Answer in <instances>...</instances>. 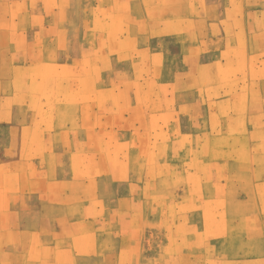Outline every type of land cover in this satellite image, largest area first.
I'll return each instance as SVG.
<instances>
[{"label": "rangeland", "instance_id": "374dc122", "mask_svg": "<svg viewBox=\"0 0 264 264\" xmlns=\"http://www.w3.org/2000/svg\"><path fill=\"white\" fill-rule=\"evenodd\" d=\"M209 4L0 0L5 10L1 19L17 31L12 39L18 51L11 61L0 63V69L11 70L8 78L0 79V97L6 98L0 101V231L8 229V214L20 208L17 199L93 198L101 215L107 212V199L127 196L130 186L129 197L155 196L161 206L160 222L149 221L155 217L150 211L144 233L127 239L132 252L142 248L144 264H264V184L255 185L253 173L242 167L235 176L242 188L206 191L202 185L214 180L215 165H205L198 157L159 156L172 149L171 137L182 131L188 134L180 149L187 142L189 152L200 144L216 149L217 140L218 151L233 138L244 144L249 119L264 111V86L255 84L264 80V53H251L246 45L227 48L219 62L202 67V61L193 60L190 65L221 73L220 94H210V116L220 121L210 124V131L207 123L195 124L190 133L184 119L191 111L171 110L174 85L166 57L178 47L164 44L163 38L179 36L185 29L196 34L195 23L206 16ZM186 13L189 20L184 19ZM9 30L2 23L0 37H10ZM210 49L190 46L185 51L193 50L196 59ZM184 67L185 62L180 69ZM218 99L223 104L220 113L215 108ZM251 102L260 109L252 110ZM15 106L25 108L26 117L17 114L18 119ZM235 114L246 123L227 131L224 120ZM259 134L264 146V131ZM187 182L191 189H185ZM14 224V231L23 226ZM8 240L1 238L0 247ZM71 240L82 250L96 245V239L35 236L30 260L43 264L64 252Z\"/></svg>", "mask_w": 264, "mask_h": 264}, {"label": "crops", "instance_id": "0c3cea01", "mask_svg": "<svg viewBox=\"0 0 264 264\" xmlns=\"http://www.w3.org/2000/svg\"><path fill=\"white\" fill-rule=\"evenodd\" d=\"M27 2L29 3V0ZM184 11L189 12L187 6ZM174 12L176 13V11ZM4 14L5 10L0 8V29H2V23L6 24L10 29L8 31L10 37H5V39L0 37V63L6 59L11 61L12 56L18 54L17 48H13L15 39H12V35H16L17 31L16 33L13 32L14 24L10 21L7 24L4 22L5 19H1ZM184 19H190L188 13L184 15ZM195 25H197V29L194 35L185 29L179 36L178 33L173 36L170 33L169 38H163L164 44L178 47L176 53L172 49L166 57V61L172 64L169 79L174 85L171 92L169 91L175 96L171 110L176 112L191 111L188 118L184 119L187 124H190V133L193 132V129L195 130V124L205 125L207 123L209 124L208 131H210V124L220 121L219 118L212 119L213 117L210 116V111L214 108L210 105L213 104L210 102L212 98L210 94L212 96L214 93L220 94L221 78L219 69L201 68L196 70L190 66L191 63L193 60H200L202 61L201 66L204 67L207 65L205 63L209 61L211 63L219 62L227 48L233 51L242 45L252 47L251 53L257 55L264 53V0H210L206 16L198 19ZM164 30L165 33L162 34H166V29ZM190 46H206L212 47V49L207 54L192 59L193 50L191 52L185 51V48ZM184 62L185 67L180 69ZM175 63L176 65L173 66ZM10 72V69H0V79L8 78ZM255 84L264 86V80L255 82ZM1 100H6V98L0 97ZM217 101L215 108L220 113L223 104L220 106V99ZM160 103L164 105L161 100ZM251 103L252 110L260 109V107L253 106L254 102ZM24 109L18 106L13 107L18 119H21L19 114L26 117V114L22 112ZM263 114L264 111L258 112L255 117L249 119L247 139L243 142L244 144L241 143L246 148L243 153L240 143L234 138L228 140L226 146H220V151H218L219 140L214 145L216 149H204L200 144L198 150L189 152L186 142L185 149L182 150L180 148L186 141L188 134L182 131L180 135L173 134L171 137L172 149L159 153V156L164 159H171L176 155H183L185 158L198 157L202 159L205 165H215L214 180L209 183L205 181L202 185L206 191L219 190L228 193L242 188L235 181V176L242 167V169H248L247 173H253L252 181L255 185H263L264 146L258 140L261 139L263 142L262 135L259 133L264 131V118L258 117L263 116ZM242 122H244L242 125H245L246 121L235 114L224 120V127L227 131L235 132ZM258 135L261 137L259 138ZM196 143L197 141L191 146L197 147ZM130 168L133 173V167ZM137 172L141 173L140 171ZM144 173H147L146 169H144ZM158 184L160 185L161 182L158 181ZM185 184L186 190L192 188L189 182ZM159 185L156 187L153 185L154 189H159L161 187ZM130 192L131 187L128 186L127 196L118 197L114 194L113 197L108 198L105 202L107 212L101 215L96 211L93 202L96 203L97 200H93V198L86 200V198L81 199L72 195L66 198L17 199L20 208L15 213L8 214V218L5 220L9 224L8 229L0 231V239H9L0 247V264H36L35 261L30 260L31 239L35 236L41 239H96L94 247L84 250L78 249L74 240H71L62 250L64 252L54 254L49 261L43 264H144L142 248L137 246L132 252L130 242L127 239L132 236L138 237L139 233H144L143 223L146 220L145 217L150 216V211L155 214V217L149 221L160 222L161 206L155 196L150 200L133 198L129 197ZM44 204L46 209L42 208ZM2 217L4 215H0V218ZM148 219L150 218L148 217ZM19 222L23 224L22 228L14 231L12 229L15 226L14 223ZM12 237L21 238V244L11 240Z\"/></svg>", "mask_w": 264, "mask_h": 264}]
</instances>
